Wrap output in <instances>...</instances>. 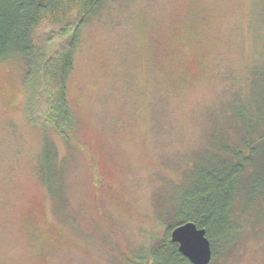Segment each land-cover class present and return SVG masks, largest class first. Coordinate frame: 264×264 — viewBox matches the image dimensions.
Listing matches in <instances>:
<instances>
[{"label":"rangeland","instance_id":"obj_1","mask_svg":"<svg viewBox=\"0 0 264 264\" xmlns=\"http://www.w3.org/2000/svg\"><path fill=\"white\" fill-rule=\"evenodd\" d=\"M25 74L0 62V264H177L174 217L218 178L247 108L264 119V0H105L76 34L71 141ZM257 183L213 225L209 264H264Z\"/></svg>","mask_w":264,"mask_h":264},{"label":"trees","instance_id":"obj_2","mask_svg":"<svg viewBox=\"0 0 264 264\" xmlns=\"http://www.w3.org/2000/svg\"><path fill=\"white\" fill-rule=\"evenodd\" d=\"M104 1L0 0V62L14 57L24 60L33 97L43 104V126L54 129L69 141L74 126L66 82L72 69L76 34ZM46 29L51 31L48 33ZM251 111L249 108L245 111L243 129L237 134L240 140L236 136L235 143L220 149L227 159L219 163L218 178L211 181L214 184L204 185L197 196L187 201L188 206L174 217L176 222L169 227V234L177 225L190 221L204 228L210 241L214 234H219L212 232L214 224L220 221L223 227L229 223L233 203L237 195H242L245 185L251 186L258 180V188L256 186L252 193L256 195L259 190V194L264 195V176L258 166L262 164L258 156L264 157V119L257 120ZM259 148L262 152L258 155ZM44 158L46 160V156ZM250 203L253 201L244 208ZM169 242L166 247L171 260L177 264H191L170 238ZM156 249L164 251L165 247L161 245Z\"/></svg>","mask_w":264,"mask_h":264},{"label":"water","instance_id":"obj_3","mask_svg":"<svg viewBox=\"0 0 264 264\" xmlns=\"http://www.w3.org/2000/svg\"><path fill=\"white\" fill-rule=\"evenodd\" d=\"M169 236L170 241L178 245V252L191 264H209L212 250L204 228L188 221L174 227Z\"/></svg>","mask_w":264,"mask_h":264},{"label":"flooded vegetation","instance_id":"obj_4","mask_svg":"<svg viewBox=\"0 0 264 264\" xmlns=\"http://www.w3.org/2000/svg\"><path fill=\"white\" fill-rule=\"evenodd\" d=\"M170 235V234H169ZM170 237V236H169ZM173 244H175V243H173ZM176 245V247L178 246L177 244H175Z\"/></svg>","mask_w":264,"mask_h":264}]
</instances>
